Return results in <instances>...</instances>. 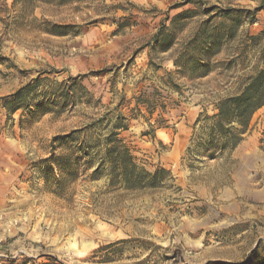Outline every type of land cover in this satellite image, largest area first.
I'll use <instances>...</instances> for the list:
<instances>
[{"label": "rangeland", "instance_id": "1", "mask_svg": "<svg viewBox=\"0 0 264 264\" xmlns=\"http://www.w3.org/2000/svg\"><path fill=\"white\" fill-rule=\"evenodd\" d=\"M262 71L264 0H0V264H264Z\"/></svg>", "mask_w": 264, "mask_h": 264}, {"label": "trees", "instance_id": "2", "mask_svg": "<svg viewBox=\"0 0 264 264\" xmlns=\"http://www.w3.org/2000/svg\"><path fill=\"white\" fill-rule=\"evenodd\" d=\"M225 14L229 15L228 11ZM263 106L264 71L259 73L240 95L227 98L220 103L217 108L219 113L214 116L215 123L211 128L212 135H214L211 138V143L214 144L216 141L217 144H221L220 150L235 149L243 141L252 116ZM102 121L103 119L99 122ZM117 121L114 130L110 132L107 138V144L109 145L108 158L112 164L113 178L130 187L132 181L136 179L134 171L137 166L134 163L130 149L119 138L120 133L118 131H128L129 126L124 124L122 118L117 119ZM234 123L240 129L233 128L231 125Z\"/></svg>", "mask_w": 264, "mask_h": 264}]
</instances>
